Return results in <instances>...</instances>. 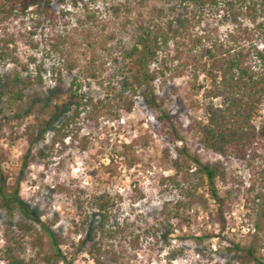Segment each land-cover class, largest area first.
I'll use <instances>...</instances> for the list:
<instances>
[{"label": "rangeland", "instance_id": "374dc122", "mask_svg": "<svg viewBox=\"0 0 264 264\" xmlns=\"http://www.w3.org/2000/svg\"><path fill=\"white\" fill-rule=\"evenodd\" d=\"M240 3L235 1L234 11ZM258 9L257 23H264V7ZM50 10L52 18L33 6L0 22V34L15 36L17 57L0 62V183L7 179L11 191L20 180L22 199L61 237L70 264H94L87 247H77L91 227L98 229L93 200L101 193L111 203L106 228L118 231L104 240L103 250L115 251L106 254L107 264H237L229 247L252 243L263 256L264 151L239 160L201 145L196 122L206 120L207 108L222 101L207 95L211 76L194 80L190 67L197 51L194 38L225 37L239 27L252 28L250 17L211 1L52 0ZM186 17L187 28L171 35L160 52L164 66L150 65L159 72L152 86L164 99L162 109L150 108L138 88L136 94L125 93L134 101L131 112L120 109L124 103L116 100L102 106L93 122L82 112L54 148V128H44L39 136L35 126L41 129V123L50 121L56 129L76 113L75 108L64 112L65 98L52 99L56 89L65 90L76 79L78 89L94 101L114 97L128 73L123 53L140 32L174 28ZM253 39L264 49V36ZM38 72L42 83L24 88L15 80L17 73L25 79ZM163 111L170 121L160 119ZM261 120L264 105L255 119ZM195 158L225 168L215 185L220 201L212 196ZM20 220L31 218L0 206V264L6 263L3 252L10 230L27 264H67L52 257L54 250L39 223L36 230L23 232Z\"/></svg>", "mask_w": 264, "mask_h": 264}, {"label": "trees", "instance_id": "16d2710c", "mask_svg": "<svg viewBox=\"0 0 264 264\" xmlns=\"http://www.w3.org/2000/svg\"><path fill=\"white\" fill-rule=\"evenodd\" d=\"M207 1L214 4L222 3L225 9H229L234 14L236 12L234 11L236 0H181V3L199 5ZM239 1L241 3L236 14H246L255 25L252 28L239 27L237 31L234 29L225 37L197 36L193 43L197 51L191 56L190 67L193 71L194 80H199L201 75L211 76L212 89L207 91V95L222 101L220 106L207 108L206 120L196 122L201 145L221 156H233L239 160H245L248 156L258 155V150L264 151V121L261 120L259 123L255 121L261 106L264 105V49L257 47L253 39L255 35L264 36V23H257L258 8L259 6L264 7V0ZM51 2L52 0H43V4H39L38 0H0V22L10 19L16 12L26 13L33 6L46 13L47 17L52 18ZM178 21V25L174 28L171 27L172 25H169L168 28L147 27L140 32L134 44L123 53V59L129 63L128 73L122 76L121 92L114 97H107L105 101H94L92 97H89L80 88L78 89L76 79L65 90L56 89V92L52 94V99L65 98L66 103L61 105L64 112H70L75 108L76 113L67 116L65 121L56 129L50 121H46L45 125L41 123L39 125L41 129L35 126L39 136L42 135L44 128H54L52 130L56 132L51 142V146L54 148L59 141L63 143V137L67 135L65 129L84 111L93 122L102 106H109L117 100L116 103H124L119 104V106H123L120 109L131 112L134 101L132 98H128L125 93L130 90L132 95L136 94L138 88L142 90L143 98L150 108L162 109L164 99L157 97L152 86L159 72L151 71L150 65L156 62L164 66L166 58L159 60L160 52L168 45L171 35L180 34L182 30L187 28V17ZM10 33L5 31L0 34V62H6L10 59L17 61L15 55L16 39L14 34ZM182 54L183 51H180L178 56L181 57ZM72 70L70 68L69 72L71 73ZM39 72V76L35 78L30 76L25 79L17 73L15 80L24 88L35 82L42 83L43 78ZM58 73L61 74L60 70ZM59 78L61 79V76ZM1 94L0 91V96ZM47 104L52 106L51 103ZM57 113L56 116H59L60 114ZM165 118L171 120L170 116L163 111L160 119L164 121ZM172 131L178 138V130L174 124ZM41 154H45V151L42 150ZM195 161L199 165V170L208 179L212 196L220 201L215 185L217 178L225 174V168L220 162L202 163L197 158ZM6 181L7 179L4 178L0 183V206L9 212L19 209L26 218H31V221L20 220L17 223L18 228L23 232L36 230V224L39 223L54 250L52 257L70 264L60 247L61 237L51 225L41 221L35 215V209L30 208L22 199L20 180L16 182L11 191ZM93 202L97 208L96 214L100 216L99 226L97 230L93 231V227H91L85 233L84 237L79 240L77 250L87 247V252L91 255L94 264H107L105 261L106 254L115 255V251L112 247L103 250L104 240L107 237L114 238L118 231L106 228L108 212L111 207L110 197L101 193L94 197ZM6 241L7 246L3 252L5 264H27L21 254L23 248L16 240L13 230L7 234ZM39 245L41 247L44 245L42 238L39 239ZM229 250L235 252L237 264H264V255H259L255 243L248 246L234 244L229 247Z\"/></svg>", "mask_w": 264, "mask_h": 264}]
</instances>
